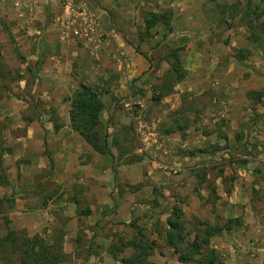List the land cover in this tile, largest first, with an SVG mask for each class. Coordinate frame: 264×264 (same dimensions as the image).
I'll return each mask as SVG.
<instances>
[{"label":"rangeland","instance_id":"rangeland-1","mask_svg":"<svg viewBox=\"0 0 264 264\" xmlns=\"http://www.w3.org/2000/svg\"><path fill=\"white\" fill-rule=\"evenodd\" d=\"M86 1L91 5L92 0ZM109 1L100 5V12L110 6L119 19L98 12L99 30L113 34L109 47L120 39L144 66L141 76L129 83L121 80L129 64L124 47H119L124 61L114 60L121 75L105 64L109 84L101 83L99 76L91 79L93 64H104L96 60L101 54L93 55L91 46L64 38L57 0H0V264H22L10 246L9 231L19 237L38 236L47 245L61 247L66 259L60 264H122L134 255L124 244L134 240L151 246L153 264H194L181 261L182 252L168 245L173 220H179L184 229L182 249L193 253L195 260L201 258L192 246L197 234L209 227L227 229L228 221H233L232 229L212 237L209 247L203 237L197 245L217 251L224 264H264V146L259 147L253 138L244 140L247 124L234 130L226 118H220L214 127L201 125L194 134L200 142L196 139L197 146L186 150L193 157L187 164L181 162V151L173 154L172 161L153 156L152 152L163 148H146L134 119L149 111L145 120L153 122L162 106V99L155 100L161 93L158 88L165 83L168 62L174 63L171 54L178 53L186 72L189 49L202 53L200 70L205 77L220 81L235 74L247 77L244 81L253 91V106L263 104L264 0ZM152 13L166 16L169 24L148 29L146 21ZM57 31L64 44L74 47L57 51ZM19 55L36 74L27 70ZM237 61L247 63L240 66ZM83 85L96 88L106 103L104 128L107 125L116 157L110 158V193L119 203L114 212L125 207V199L137 197L132 216L120 212L124 220L118 222L108 249L99 242L102 235L90 238L91 232L78 234L75 246L64 243L65 230L71 227L63 217L59 220L54 124H60L61 112L69 116V99ZM220 101L210 107L226 104ZM127 115L134 122L130 124L133 131L125 135L121 123L129 120ZM187 117L198 119L199 115ZM208 136L217 138L211 143L204 140Z\"/></svg>","mask_w":264,"mask_h":264},{"label":"crops","instance_id":"crops-1","mask_svg":"<svg viewBox=\"0 0 264 264\" xmlns=\"http://www.w3.org/2000/svg\"><path fill=\"white\" fill-rule=\"evenodd\" d=\"M103 2L110 3L109 0H92L91 5L94 7L95 15L97 16L99 12L102 16L103 14H107L112 18L116 17L119 19L118 15L111 13L112 9H110V6L106 7L107 12H100V5L103 4ZM111 7L115 8L113 3ZM49 19L50 17L47 15L46 21ZM232 31L233 30H229V34H232ZM58 35H60L59 32L57 33V51L61 52L68 48L71 49L72 46L74 47L73 43L64 44L65 42H62L61 39L62 35ZM231 36H234V33ZM70 42H75V40L72 39ZM113 45L115 46L113 47ZM88 46H91V53H93V55L101 54V59L96 56L92 58L95 59L96 57L97 61L102 60V63H104L101 65L93 64V76H91V79L92 77L95 78L99 76L98 80L101 83L104 85L109 84V79L107 78L108 74L105 73V71H107V66L105 64L111 65L115 68V72H119L115 65V58L113 55V51L119 47H124L123 50H125L127 59L129 60V64H126L125 78L122 76L121 80L125 79V82L129 83L131 78L136 80L141 76V72L144 69L143 63H140L137 55L135 56V54L130 53L129 48L125 49L120 39H117L112 46L110 45L111 47L107 44L99 50L97 43L93 41L88 43ZM230 47L234 48L232 44ZM111 56L113 59H111ZM201 56L202 53L199 51L197 52L194 49L188 50V56L184 64L187 67V69L185 68L187 76L182 82L177 84L172 94L162 98L161 111L157 112L151 124L147 123L149 111H142L140 115H136L134 118L138 121L136 132L141 136L140 140L144 143V146L147 145L146 148L153 146L156 151L163 148L161 152H152V155L155 157L158 156L163 158L164 156L166 161H172L175 159L173 158V154L181 151L183 157L181 162L187 164L192 163L193 157L188 155L186 150L197 146L196 142L194 143L197 139L194 134L199 133L201 125L206 126V124H209L212 126L214 124V127L216 122H219L220 118H226V124L234 130L247 124L246 126H248L249 132H244L246 133L245 137L243 132H240V138L244 137L245 141H251L253 138L257 142L256 144H259V147L264 146V96H261L263 104L253 106V91H250L249 81H244L248 79L247 77L240 79V77L235 74L234 76L225 77L223 81L211 75L205 77L200 70L204 66ZM204 58L206 57L204 56ZM93 59H91V61H93ZM214 63L220 64V62L216 61H214ZM236 63H239L240 66H244L247 61H237ZM85 64L83 66H85ZM230 65L229 68L232 67ZM224 66L226 67L227 65ZM167 70L165 72H167ZM236 71L237 70H235V72ZM118 74L121 75V72ZM251 81H254V79H251ZM144 90H146V87ZM141 92L142 91H140V93ZM215 100H218L220 103V100H224L226 104H223V107H210V104ZM139 104L144 108L143 102ZM189 115H199L200 118H188L187 116ZM127 116L130 117L129 115ZM59 117L60 124L57 130L56 160L57 202L59 206H61L59 220L63 217V220L68 223L66 225L71 227L69 231L67 229L65 230L63 238L64 243H70L75 246L78 240V234L81 236L82 231L87 234L91 232L89 235L90 238L93 236L94 239H96L97 236L102 235L99 242L105 244L108 249L114 242L118 222L124 220L120 212H129L131 215V211L135 210L133 207L135 205L133 204L137 199L136 194H133L131 200L125 199V207L115 213L114 208L118 206L119 203L114 197L113 199L111 198L110 193V157L102 156L94 152L92 148L71 129L68 113L64 115L61 112ZM133 122L134 121H132L130 117L129 120L127 118V122H122L121 124H123V126H129L133 124ZM134 125L136 126V123H134ZM216 138L208 136L204 138V140H211V143H214ZM197 140L200 142L199 139ZM146 148L144 147V149ZM142 149L143 148L140 150L138 149V151L142 152ZM168 153L169 155L166 157ZM249 163L247 164L248 166H250ZM243 172L247 174L246 170ZM46 195L51 194L47 193ZM83 225L87 228H91V230L84 229ZM110 230L112 232H110ZM103 234L110 235L103 236ZM93 242H95V240Z\"/></svg>","mask_w":264,"mask_h":264},{"label":"trees","instance_id":"trees-1","mask_svg":"<svg viewBox=\"0 0 264 264\" xmlns=\"http://www.w3.org/2000/svg\"><path fill=\"white\" fill-rule=\"evenodd\" d=\"M257 10H259V8H257ZM160 23L168 25L169 19L162 14L152 13L150 19L146 21L148 29L156 28ZM19 56L21 60H23V64H25L27 70L31 74H36L24 58L21 55ZM171 58L174 59V63H171V61L168 62L170 69L165 74V83L162 87L158 88V92L161 93L155 97V100L158 102L166 95L172 94L176 85L182 82L187 76V73L182 68L183 64L178 53L173 52ZM69 103V121L71 129L77 133L94 152L102 156H108L113 161L116 160L112 151V145L109 141L111 138L108 131L109 129L107 125L104 128L106 103L98 90L91 86L83 85L74 93L72 98L69 99ZM54 128L57 132L58 125L54 124ZM122 131L125 135H128L133 131V126H123ZM113 172L116 173V169H113ZM178 222L179 220L169 221L170 231L167 234V242L169 246L182 252L181 261L186 263L192 261L194 264H224L217 251L208 248L206 251L201 249L197 245V240L203 237L204 239L202 242L206 247H209L210 239L221 235L225 230H231L233 221H228L227 229L209 227L202 235L197 234L196 241L192 246L197 253L201 255L199 260L194 259L195 256L193 253H189L187 250L182 249L181 242L184 240V229ZM7 238L13 250L20 255L22 264H60L66 259L61 247L57 245H47V243L38 236L31 238L27 236L19 237L15 231H9ZM127 247L134 250V255L128 259H124L122 264H153L149 261L152 254V248L149 244L134 240L124 244V248Z\"/></svg>","mask_w":264,"mask_h":264},{"label":"built area","instance_id":"built-area-1","mask_svg":"<svg viewBox=\"0 0 264 264\" xmlns=\"http://www.w3.org/2000/svg\"><path fill=\"white\" fill-rule=\"evenodd\" d=\"M62 9L58 22L62 35L66 39H74L83 45L94 42L98 50L111 42L113 34L99 30V24L94 9L86 0H57ZM114 52L115 60L124 61V53L120 48ZM122 65V64H121Z\"/></svg>","mask_w":264,"mask_h":264}]
</instances>
